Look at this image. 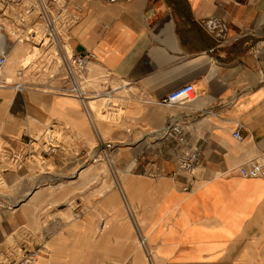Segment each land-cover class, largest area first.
<instances>
[{"label":"crops","instance_id":"0c3cea01","mask_svg":"<svg viewBox=\"0 0 264 264\" xmlns=\"http://www.w3.org/2000/svg\"><path fill=\"white\" fill-rule=\"evenodd\" d=\"M66 8L68 50L129 93L126 114L106 137L91 134L76 98L28 82L19 63L38 9L0 0V53L13 65L0 74V159L47 128L65 135L64 151L44 158L50 170L0 169V257L20 246L38 264H149L140 233L152 264H264V180L239 172L264 154V0ZM185 84L192 100L161 103ZM168 123L182 143L160 139ZM99 140L118 145L111 163L90 162ZM194 151L193 173L178 174L180 154Z\"/></svg>","mask_w":264,"mask_h":264},{"label":"built area","instance_id":"2783aa9c","mask_svg":"<svg viewBox=\"0 0 264 264\" xmlns=\"http://www.w3.org/2000/svg\"><path fill=\"white\" fill-rule=\"evenodd\" d=\"M109 2H115L116 0H108ZM36 2V7L38 9V17L41 19L43 25V34L45 36L46 42L53 44L58 50L60 57L64 60L65 72H66V82H68L66 88H64V94L70 95L76 98L85 114L88 116L91 121V114H89L87 105L90 99L96 98L98 92L95 90L86 88L83 82V74L86 71L87 58L86 56H67L66 50H64V36L69 25L72 23V18L67 15V4L70 0H34ZM44 42L42 41L41 44ZM6 64V56L3 53H0V74L4 70V65ZM195 92L194 85L185 84L177 87V89L171 91L161 100V103L164 105H173L177 103H187L193 99ZM108 94V93H106ZM105 94V95H106ZM233 136L236 139H239V134L237 131L233 133ZM57 136H55L52 128H47L43 130L39 135L29 137L28 140L22 145L20 149L11 150L6 155H1L0 159V169L7 167L5 164H9L13 168L19 166H28L31 165L25 163L30 155H33L36 149H39V154L41 157H49L50 155L56 154L59 147V142L57 141ZM159 137L161 140L165 141H175L176 143H182L183 141V128L179 123L167 124L162 132H160ZM101 147H104L102 143L99 144ZM113 146H106L107 151ZM116 147V146H115ZM99 146L96 150L90 155V160H95L98 154ZM100 150V154L104 152ZM93 156V157H92ZM100 156V155H99ZM259 160L254 161L250 164L249 167L239 170L242 176L249 178H262L264 180V154L260 156ZM197 153H182L178 158L177 173L184 175H191L196 167L197 162ZM1 172V171H0ZM144 238L138 235V241L140 247L143 249L145 257L149 259L150 253L146 248V241ZM35 252L26 251L20 259L11 262L10 264H38L36 260Z\"/></svg>","mask_w":264,"mask_h":264},{"label":"rangeland","instance_id":"374dc122","mask_svg":"<svg viewBox=\"0 0 264 264\" xmlns=\"http://www.w3.org/2000/svg\"><path fill=\"white\" fill-rule=\"evenodd\" d=\"M43 25L42 22L35 21L28 32L32 34V32L35 33V36H32L29 38L31 40V46L28 49V52H26V57L22 60L21 63H19V67L21 70L24 71L25 79L26 77H32L30 81L34 86L37 88H44V89H51L54 93L57 94H64V88H66L67 83L66 82V72H65V66H64V60L60 57V54L56 47L51 43H45L42 45L40 43L41 38L45 41L44 34H43ZM15 35L14 33H11V35ZM2 43L0 45V51H3L5 48V44L3 43V40L5 38V35H3L2 32H0ZM19 38H23L21 34L19 33ZM25 37V36H24ZM35 37V38H34ZM27 36L25 37V39ZM66 36H64V39ZM28 39V38H27ZM64 50H66L67 56L69 57L71 55L70 50H68L67 45L64 43ZM18 65V64H17ZM88 66V65H87ZM86 66V71L83 74V82L85 84L86 88H90L95 90V92H98V96L96 98L90 99L88 102L89 109L91 111V123L89 122V126L91 124V127L88 128L90 130V133L93 134V132L96 134H103L102 137H106L109 134V127L111 125L116 124L126 113V107L127 104L123 98L128 97L129 93L126 94V92L122 89L120 92L119 90H113L115 88L114 82L109 80V77L107 74L99 69H96L95 73H92L91 69L88 70V67ZM6 68H13V65L11 63V60L9 57L7 58ZM89 72V73H88ZM51 76V77H50ZM66 82V86H63V82ZM109 90L112 91V93H109ZM108 93L110 96L108 97L105 95ZM96 99V100H94ZM89 121V120H88ZM56 128V127H55ZM57 131H54L55 136H57L60 140V143L65 141V135L56 128ZM41 132V130H40ZM96 134V135H97ZM106 134V135H105ZM100 143L103 144L104 147L100 149ZM116 147L118 145L113 144ZM112 145V146H113ZM99 146L98 154L95 160L96 162H102L104 165L105 163H111L113 161V156L111 155L114 151V147L111 149H108L107 151H104L106 146H111V143L104 142L99 140L96 147L93 149H97ZM61 147V146H60ZM105 148V149H104ZM20 149V147H18ZM15 150V149H13ZM100 150H103V153H99ZM62 151H64L62 149ZM61 151V152H62ZM94 151V150H92ZM100 155V156H99ZM91 157V156H90ZM93 157V156H92ZM25 163L28 165L37 166L38 171L40 173L45 172L46 170H50L52 168L51 164L44 160L43 157L39 154V149L34 151L33 155L29 156L27 159H25ZM35 168V167H33ZM31 168V169H33ZM6 188L5 181L3 180V177H0V192L2 189ZM141 237H143L144 241H146V238L143 234L138 233ZM146 248L147 251L150 253L149 259L146 257V259L152 264V261L154 259L152 255V250L149 247L147 241H146ZM23 255L21 247L13 250L7 251V254L3 257H0V264H10L11 259H19ZM37 262L38 256L36 258ZM149 263V264H150Z\"/></svg>","mask_w":264,"mask_h":264},{"label":"bare ground","instance_id":"6f19581e","mask_svg":"<svg viewBox=\"0 0 264 264\" xmlns=\"http://www.w3.org/2000/svg\"><path fill=\"white\" fill-rule=\"evenodd\" d=\"M35 5H36V2H35ZM2 28H3V27H2ZM35 37H36V36H35ZM35 37H34V38H35ZM0 38H1V35H0ZM44 38H45V36H44ZM1 40H2V38H1ZM42 41L44 42V43H43V45H44V44L46 43V39H45V41H44V40H42V38H41V41H40V42H42ZM106 96L108 97V94H106ZM96 99H98V98H96ZM96 99H94V100H96ZM87 108H88V111L91 112L90 109H89V106H88V105H87ZM86 116H87V115H86ZM87 118H88V116H87ZM88 120H89V122H90V119H89V118H88ZM90 125H91V124H90ZM56 138L59 139L58 137H56ZM57 141H58V140H57ZM58 142H59V147H60V146H61L60 140H59ZM21 147H22V146H21ZM21 147H20V148H21ZM17 149H18V148H17ZM17 149L15 148V150H17ZM36 150H37V149H36ZM36 150H35V151H36ZM59 151H62V147H60L56 153H58ZM30 156H31V155H30ZM43 158H44V157H43ZM0 177H1V176H0ZM36 256H38V254H36Z\"/></svg>","mask_w":264,"mask_h":264}]
</instances>
